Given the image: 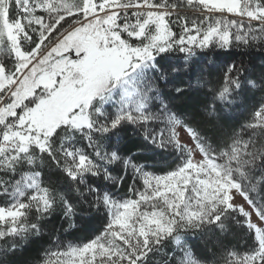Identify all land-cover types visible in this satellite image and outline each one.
Here are the masks:
<instances>
[{
  "label": "snow or ice",
  "instance_id": "1",
  "mask_svg": "<svg viewBox=\"0 0 264 264\" xmlns=\"http://www.w3.org/2000/svg\"><path fill=\"white\" fill-rule=\"evenodd\" d=\"M229 49L264 55V0H0V264H264V70Z\"/></svg>",
  "mask_w": 264,
  "mask_h": 264
},
{
  "label": "trees",
  "instance_id": "2",
  "mask_svg": "<svg viewBox=\"0 0 264 264\" xmlns=\"http://www.w3.org/2000/svg\"><path fill=\"white\" fill-rule=\"evenodd\" d=\"M252 54H248L242 50L238 49H229L227 52L224 53V56L221 58V60L218 61V63H223V61L227 64H231L233 62H243L249 66H251L252 63L255 64V76H259L260 72L264 70V55L257 52L255 49L249 50ZM183 55V54H178ZM260 96L259 92L256 93H249L247 96L246 101H241L240 105L237 106L236 111V119L233 121V126L238 127L240 123L243 122V120L247 117L248 111L252 108L253 105L256 104ZM130 147L133 151H135L134 143L130 144ZM150 155V154H149ZM176 156L174 155H160L156 156L152 159H149L146 163L148 167L157 173H163L166 172L172 168L175 167L176 164ZM103 226V222L100 220H97L96 222L90 224L85 232L82 234L85 238L91 232L101 228ZM59 227L58 220L53 217L50 218V221L46 224V234L55 228ZM71 239V237H68ZM185 239L188 240L189 244L192 247V252L195 257H210V253L204 248V246L200 243V236H192L189 235L185 237ZM230 244L235 245L238 250L242 251L245 247V244L242 242V233L237 231L236 236L234 238H229L228 241ZM45 247L47 244L44 245ZM36 247L29 249L28 246H25V249L21 250V253L13 258L12 264H27L29 260L34 258L36 255ZM175 248V245H171L167 251L171 252Z\"/></svg>",
  "mask_w": 264,
  "mask_h": 264
}]
</instances>
